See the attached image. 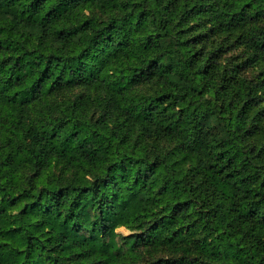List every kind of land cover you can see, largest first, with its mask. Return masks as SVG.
Instances as JSON below:
<instances>
[{"label":"trees","instance_id":"1","mask_svg":"<svg viewBox=\"0 0 264 264\" xmlns=\"http://www.w3.org/2000/svg\"><path fill=\"white\" fill-rule=\"evenodd\" d=\"M262 102L264 0H0V264H264Z\"/></svg>","mask_w":264,"mask_h":264},{"label":"rangeland","instance_id":"2","mask_svg":"<svg viewBox=\"0 0 264 264\" xmlns=\"http://www.w3.org/2000/svg\"><path fill=\"white\" fill-rule=\"evenodd\" d=\"M242 53L240 50L224 48L219 52L218 61L223 66H231L232 63L239 61ZM263 63L255 64L254 66H249L246 69L240 71L239 76L246 78L248 80L254 79L255 81H260V72L262 71ZM154 88L144 87L143 92H153ZM248 125H251V136L247 138V141L254 143L256 146H262L264 148V102L260 105L253 106L247 109ZM254 122L256 124H254ZM264 161V158L261 159ZM117 233L123 236L130 235L132 232L125 228H118ZM145 257H148L146 255ZM148 258L147 260H150Z\"/></svg>","mask_w":264,"mask_h":264}]
</instances>
